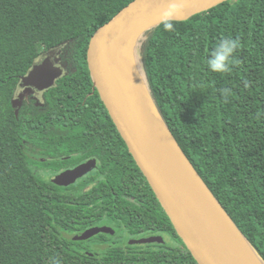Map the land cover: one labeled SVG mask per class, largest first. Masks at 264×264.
Here are the masks:
<instances>
[{
  "label": "trees",
  "instance_id": "obj_1",
  "mask_svg": "<svg viewBox=\"0 0 264 264\" xmlns=\"http://www.w3.org/2000/svg\"><path fill=\"white\" fill-rule=\"evenodd\" d=\"M133 1L0 0V264H198L89 70L93 35ZM174 27L140 39V73L173 136L264 260V0H230ZM224 37L240 48L221 75L207 61ZM40 46L62 48L74 69L43 108L19 94ZM92 157L97 168L69 188L38 172ZM100 226L115 235L67 238ZM155 235L165 243L130 244Z\"/></svg>",
  "mask_w": 264,
  "mask_h": 264
},
{
  "label": "water",
  "instance_id": "obj_2",
  "mask_svg": "<svg viewBox=\"0 0 264 264\" xmlns=\"http://www.w3.org/2000/svg\"><path fill=\"white\" fill-rule=\"evenodd\" d=\"M227 1L230 0H181L176 21H188ZM170 2L134 0L100 27L88 48L91 78L116 129L197 263L264 264L173 136L147 83L146 99L153 116L145 115L132 99L134 89L127 80L123 55L132 48L137 63L140 39L163 24L161 18ZM62 75L63 70L47 59L34 65L21 80L24 86L44 90ZM156 125L160 126L161 134ZM96 167L97 161L90 160L58 175L53 182L68 187ZM99 234L114 235L115 230L110 226L93 227L67 238L86 241ZM155 243H165L164 237L130 240L131 245Z\"/></svg>",
  "mask_w": 264,
  "mask_h": 264
},
{
  "label": "flooded vegetation",
  "instance_id": "obj_3",
  "mask_svg": "<svg viewBox=\"0 0 264 264\" xmlns=\"http://www.w3.org/2000/svg\"><path fill=\"white\" fill-rule=\"evenodd\" d=\"M56 55H57V57H56ZM58 55H60V57H58ZM47 59H49L52 62V64L55 65V67L61 68L63 70V75L59 79H57L55 81L53 86H51L50 88L41 90V89H39L38 87H35V86H24L23 83H22V80H21V84H20L21 85V89H20V93L19 94L23 95L25 98H28L30 103L36 105L38 108L39 107L40 108L46 107L49 104L46 96L48 95V93H49V91L51 89L57 88V87L65 89V82L64 83H60V80L64 79L65 76H67L69 74V72H72V73L74 72L73 65H71L69 62H67L65 60V54H64L62 48H58V49H54V50H47V51L45 50L44 53L41 54L37 64H42ZM45 127L48 128V129H65V125H49V126L46 125ZM64 135H65V132H64ZM64 143H65V140H64ZM41 150L42 149L37 148L36 152L39 153V152H41ZM47 151L48 150L44 149V152H47ZM63 152L65 154V145H64ZM62 159H63V161H65V155L63 156ZM90 160H96L97 161V165H98V159L97 158H93V157L87 159L83 163H86V162H88ZM42 161H44V159H42ZM83 163H80L79 165H81ZM79 165H77V166H79ZM77 166L72 167V168H68V169H65V167H64V169H62L61 171H59L57 173H53V172H51L49 170L48 171H38V172L40 173L41 176H43L45 178H48V179H50L53 182V180L58 175L64 173L67 170L74 169ZM92 172H90V173H92ZM86 176H84V177H86ZM83 178H81V179H83ZM81 179H79L78 181H80ZM78 181L76 183H78ZM70 186H68V187L60 186V187H63L65 189V188H69ZM130 240H132V239H130Z\"/></svg>",
  "mask_w": 264,
  "mask_h": 264
},
{
  "label": "clouds",
  "instance_id": "obj_4",
  "mask_svg": "<svg viewBox=\"0 0 264 264\" xmlns=\"http://www.w3.org/2000/svg\"><path fill=\"white\" fill-rule=\"evenodd\" d=\"M180 3L181 0H171L168 9L163 13L161 21L166 32L175 31L174 24L179 13ZM239 48L240 42L238 39L222 38L210 53L211 58L207 61L208 69L221 75L230 73L236 63L234 58ZM222 91L227 94L229 90L223 89ZM53 264H59V262L53 261Z\"/></svg>",
  "mask_w": 264,
  "mask_h": 264
},
{
  "label": "bare ground",
  "instance_id": "obj_5",
  "mask_svg": "<svg viewBox=\"0 0 264 264\" xmlns=\"http://www.w3.org/2000/svg\"><path fill=\"white\" fill-rule=\"evenodd\" d=\"M122 63L127 75V80L134 89V94L132 95L133 101L136 103V105L145 115L153 116V114L149 113L151 106L146 99V93H145L146 82L143 76L141 75L140 70L138 69L135 53L132 48L128 49L124 53L122 58ZM156 127L159 133L161 134L160 126L156 125Z\"/></svg>",
  "mask_w": 264,
  "mask_h": 264
},
{
  "label": "rangeland",
  "instance_id": "obj_6",
  "mask_svg": "<svg viewBox=\"0 0 264 264\" xmlns=\"http://www.w3.org/2000/svg\"><path fill=\"white\" fill-rule=\"evenodd\" d=\"M40 53L42 54V53H44V51H45V48L43 47V46H40ZM63 50V49H62ZM63 52H64V50H63ZM138 55V54H137ZM56 57H57V55H56ZM58 57H60V55H58ZM137 64H138V66H139V68H143L142 67V63H141V60H139V58H137ZM138 68V69H139ZM140 70V69H139ZM167 241L169 242L170 241V239L167 237Z\"/></svg>",
  "mask_w": 264,
  "mask_h": 264
}]
</instances>
